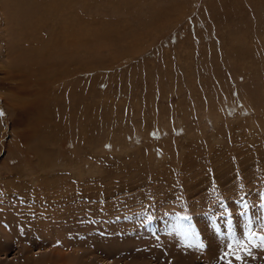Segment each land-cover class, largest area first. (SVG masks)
I'll return each mask as SVG.
<instances>
[{"label": "rangeland", "instance_id": "374dc122", "mask_svg": "<svg viewBox=\"0 0 264 264\" xmlns=\"http://www.w3.org/2000/svg\"><path fill=\"white\" fill-rule=\"evenodd\" d=\"M0 111V264H264V0H0Z\"/></svg>", "mask_w": 264, "mask_h": 264}, {"label": "snow or ice", "instance_id": "6c2138e0", "mask_svg": "<svg viewBox=\"0 0 264 264\" xmlns=\"http://www.w3.org/2000/svg\"><path fill=\"white\" fill-rule=\"evenodd\" d=\"M3 115V112L0 111V116ZM261 239L264 240V236H261ZM237 259H242V257H236ZM229 264H231V261H229Z\"/></svg>", "mask_w": 264, "mask_h": 264}]
</instances>
